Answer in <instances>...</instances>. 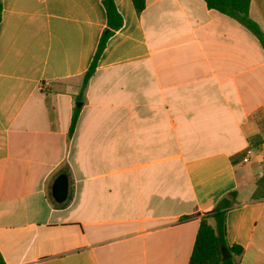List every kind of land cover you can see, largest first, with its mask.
<instances>
[{
  "label": "crops",
  "instance_id": "0c3cea01",
  "mask_svg": "<svg viewBox=\"0 0 264 264\" xmlns=\"http://www.w3.org/2000/svg\"><path fill=\"white\" fill-rule=\"evenodd\" d=\"M114 2L124 24L78 100L108 28L102 0L1 1L3 263L189 264L202 219L236 192L227 246L264 264L258 39L204 0ZM249 15L264 32V0Z\"/></svg>",
  "mask_w": 264,
  "mask_h": 264
},
{
  "label": "trees",
  "instance_id": "16d2710c",
  "mask_svg": "<svg viewBox=\"0 0 264 264\" xmlns=\"http://www.w3.org/2000/svg\"><path fill=\"white\" fill-rule=\"evenodd\" d=\"M1 1L2 0H0V21L2 12ZM204 1L209 9L216 10L224 15L229 16L230 18L235 19L246 29H248L258 39L264 50V32L249 15L251 0ZM102 3L107 16L108 28L103 33L95 56L90 64L89 69L84 75V82L81 92L78 96V100H82L84 91L88 85V82L96 72L98 60L104 52L108 40L114 35L116 31L120 30L124 24L123 18L118 12L114 0H102ZM132 3L137 13H141L145 8L146 0H132ZM79 114L80 108L76 107L72 117L70 134L73 133L76 127ZM235 199L236 192L229 193L226 197H223L219 201L210 215L202 219L189 264H237L234 260V255L240 254L242 249L240 247H228L226 240V214L228 209L234 205ZM209 219L215 220V227L210 225ZM222 247H226L231 255L226 260L223 259L221 252ZM0 264H4L1 257Z\"/></svg>",
  "mask_w": 264,
  "mask_h": 264
},
{
  "label": "water",
  "instance_id": "95a60500",
  "mask_svg": "<svg viewBox=\"0 0 264 264\" xmlns=\"http://www.w3.org/2000/svg\"><path fill=\"white\" fill-rule=\"evenodd\" d=\"M68 194H69L68 176L66 173H62L54 181V184L52 186V196L55 202L62 204L67 200ZM221 252L224 260L228 259L231 256L226 247H222Z\"/></svg>",
  "mask_w": 264,
  "mask_h": 264
},
{
  "label": "rangeland",
  "instance_id": "374dc122",
  "mask_svg": "<svg viewBox=\"0 0 264 264\" xmlns=\"http://www.w3.org/2000/svg\"><path fill=\"white\" fill-rule=\"evenodd\" d=\"M213 224H214V226L216 225V222H215V220L213 221Z\"/></svg>",
  "mask_w": 264,
  "mask_h": 264
}]
</instances>
